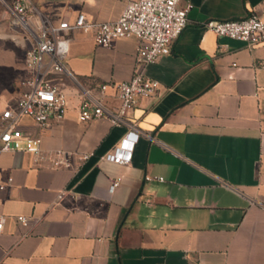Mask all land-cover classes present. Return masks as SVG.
<instances>
[{"label": "crops", "instance_id": "0c3cea01", "mask_svg": "<svg viewBox=\"0 0 264 264\" xmlns=\"http://www.w3.org/2000/svg\"><path fill=\"white\" fill-rule=\"evenodd\" d=\"M31 1L58 22L80 12L112 21L129 0ZM187 2V26L146 68L159 91L127 113L140 133L128 164L104 156L131 127L107 117L81 121L80 90L132 78L138 38L102 46L90 34H71L73 76L56 80L68 96L65 116L44 129L23 117L20 127L40 151L0 157V264H264V43L205 26L264 16V0ZM15 45L21 56L6 63L18 58L22 76L0 93L1 107L17 105L27 74ZM105 102L116 110L112 89Z\"/></svg>", "mask_w": 264, "mask_h": 264}, {"label": "built area", "instance_id": "2783aa9c", "mask_svg": "<svg viewBox=\"0 0 264 264\" xmlns=\"http://www.w3.org/2000/svg\"><path fill=\"white\" fill-rule=\"evenodd\" d=\"M1 3L0 22L9 29L10 37L22 45L27 74L21 83L17 105L0 106V157L5 151H40L39 140L26 136L21 129L23 117L33 118L37 126L44 129L52 119L65 116L68 96L56 80L59 75L73 76L66 65L71 34L82 32L90 34L102 46H110L120 38H138V69L132 78L94 82L87 87L81 85L80 90L81 121L107 117L114 125L127 124L131 127L104 156L114 163H130L140 133L126 119L127 113L137 107L141 99L159 91L160 82L149 76L146 68L170 53L173 43L188 24L192 3L181 4V0H129L112 21L92 20L80 12L72 21L62 19L58 22L51 20L31 0H1ZM205 26L218 36L242 40L250 46L264 43L263 15L253 13L241 19H210ZM109 89L114 91L118 100L115 111L110 110L105 102ZM119 183L120 179L113 180L110 190L113 191ZM18 220L24 222L27 217L21 215ZM4 222L2 217L0 229Z\"/></svg>", "mask_w": 264, "mask_h": 264}, {"label": "rangeland", "instance_id": "374dc122", "mask_svg": "<svg viewBox=\"0 0 264 264\" xmlns=\"http://www.w3.org/2000/svg\"><path fill=\"white\" fill-rule=\"evenodd\" d=\"M2 3L0 0V11ZM19 48L15 45V41L10 37L9 33L4 30L0 22V93L3 91L16 89L19 86V81L22 74L18 73L19 59L13 60V63L7 64L6 59L17 56ZM18 56H21L19 54ZM17 56V57H18Z\"/></svg>", "mask_w": 264, "mask_h": 264}]
</instances>
